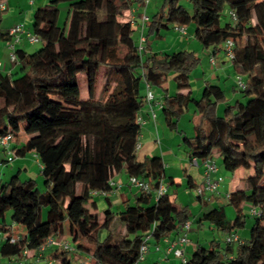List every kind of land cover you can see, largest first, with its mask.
Listing matches in <instances>:
<instances>
[{"label":"trees","instance_id":"obj_1","mask_svg":"<svg viewBox=\"0 0 264 264\" xmlns=\"http://www.w3.org/2000/svg\"><path fill=\"white\" fill-rule=\"evenodd\" d=\"M189 1L192 11L180 0H165L162 9L149 16L143 49L134 40L138 20L132 25L125 14L135 3L145 7V0H51L34 9L32 33L42 47L35 53L15 49L16 60L22 64L19 74L0 69V136L10 135V147H3L14 154L12 159L31 152L38 156L45 190L38 192L37 181H22L18 172L0 187V233L6 235L0 242L2 257L9 260L24 250L36 251L63 233L68 223L71 243L76 252L90 255L88 264H144L146 257L139 261L144 237L160 240L179 232L188 221L193 224L188 206L176 205L168 192L163 158H137L142 134L138 117L148 105L141 90L146 87L147 92L149 85L153 92L163 91L165 121L171 130H178V121L191 103L201 115L194 136L184 139L192 166L194 158L202 164L217 153L227 171H254L226 195L237 212L234 223L227 220L223 206L204 212L197 220L209 221L230 235L244 224L243 205L250 204L257 211V221L248 242L227 243L225 248L219 241L199 245L182 264H264V0ZM62 4L67 7L63 24ZM225 8L232 22L222 24ZM6 10L0 9L1 36ZM191 24L194 38L215 55L222 52L227 58L225 44L233 42V58L227 59L244 85L237 83L235 88L243 96L234 104L221 86L209 81L200 99L192 96L191 71L201 62L194 51L163 57L152 52L150 39L162 40L172 28ZM102 67L118 78L112 88V77H107L105 101L95 96ZM170 74L177 89L187 91L182 99L165 89ZM82 81L88 86L87 98L82 97ZM220 104L226 106L221 116ZM9 154L5 162L10 161ZM121 171L128 178L148 182L150 189H138L135 202L118 213L126 228L123 235H117L111 232L117 214L107 207L101 219L91 208L96 196L113 190L112 179ZM160 184L167 191L156 196ZM199 199L210 202L213 198ZM9 210L13 223L25 228L24 235H15L6 225ZM101 229L109 232L104 240L99 237ZM67 259L63 258L64 264Z\"/></svg>","mask_w":264,"mask_h":264},{"label":"crops","instance_id":"obj_2","mask_svg":"<svg viewBox=\"0 0 264 264\" xmlns=\"http://www.w3.org/2000/svg\"><path fill=\"white\" fill-rule=\"evenodd\" d=\"M47 1H51V0H16V1H14V0H0V3H4L6 5V7L8 5L9 11H12V14L9 15L7 20L4 21L5 16H3L2 23H1V31H2L4 36L0 35V69L3 72L8 73V74H16V73H19L21 71V68H22V64L18 60L12 61L10 58V51H11L10 44L13 43V40H14L9 34L10 30L14 26L21 24V25H23L25 32L32 33L33 29L28 27V23L30 25V22H28L29 21L28 20V14H30V11L33 12L34 9H36L37 7H41L39 5H42V4L46 3ZM21 9L23 10V12L24 11L26 12V10L29 11V13H27V16H26V13H24V15L22 14V16H21V14H20V12L22 11ZM128 12H132L136 16L137 20H138L140 14L142 13L140 11V9L138 10V8L135 6L133 8H131V10ZM139 12H141V13L139 14ZM3 22H4V24H3ZM138 23H139V20H138ZM191 25H193V24H191ZM189 28H190V25L186 26V32H187L186 36H189V39H184L181 42L179 40H177V41H175V44H176L175 46L178 45L180 47H187L190 44V45H194V47H195L194 49H198V45H196V43H194V41L192 42V40H191V38L195 39L194 38L195 28L192 31V34L191 33L189 34ZM168 34H169V32L166 33V35L163 39H166V36H168ZM178 34H179V32H178ZM20 37H21L20 40L15 44V49H17V50L23 49V50L30 53L31 47H33V45L36 43H34V44L30 43L25 34H22ZM152 47H153V44H152ZM165 49H168V48H165ZM207 50H210L211 58H212V56L215 55L213 50L212 49H207ZM192 51H194V50H192ZM152 52L155 55H157L158 57H163L164 50H161L158 52L154 48H152ZM219 54L220 55L222 54V56H223L222 58H225L224 53L218 52L215 55L216 59H217ZM211 58H210V62H211ZM215 65L218 66L219 64H217V62H216ZM211 66H212V63H211ZM223 70H224V66L219 65L214 72L216 74H214V73L212 75H210L208 73L204 74V76L206 78L205 83L207 81L213 83V80H217L214 83L220 81L222 78L221 72ZM170 81H173L174 84L171 85V83L169 82V78H168L167 83L165 84V89L167 90V93L169 95H178L179 98L182 99L183 96L186 95L187 91L177 89V86L174 82V74L171 76ZM204 86H205V84H204ZM162 92L163 91H161L160 89H158L154 92L156 102L153 103L152 108H153L154 113L156 114L155 118H153V116H152V111H151L150 105H145V107L140 112L139 117H141V119L143 120V124H142V134H141V138H140L141 147L137 153V158L139 161H144L147 157H151L153 155L161 156L163 158L165 166L167 167L164 171V182H165V184L167 186L174 185L175 187H182L188 191L189 190L192 191L194 189L196 192V188L198 186L202 185L204 182L203 166L201 164H200V166H192L190 164V158L188 157L187 152H181V153L177 152L174 149V145L167 144L166 141L164 143L162 142V139L164 140L165 137L166 138L169 137L167 135V127H166V121H165L166 114H165L164 106H163L164 96H163ZM141 93L145 96L146 87L142 88ZM192 94H193V91H192ZM218 108H219V106H218ZM217 112H218V109H217ZM195 121H196L195 124L198 125L201 120L197 119ZM186 137H192V136H188V134H187ZM173 138H171V140ZM176 140L178 141V138ZM179 145H177V147ZM178 149H180V148H178ZM21 158L22 159L20 161L22 163H24L25 156L21 157ZM215 164H216L217 170L211 174V177L213 180L220 179V181H221V179L224 177V172L221 171V168L218 166L217 163H215ZM171 168H176L179 172H182V173L170 174L169 182H167V179H166V172L167 171L166 170H168V169L171 170ZM24 169L27 170V167H25ZM19 170L21 171L22 168H19ZM171 173H174V172H171ZM171 179H173V181H171ZM242 179L240 180V182H238V180H236V183L240 184ZM128 180H129V178L125 174L124 171H121L120 173L116 174L112 179V183L114 186L113 190L110 193H108V195L96 196L95 199L93 200V201H95L94 207H93V209L91 208L92 212L98 213L99 217L101 219H103V214L99 213V203L97 200H98V198H101V197H104L106 199V201L108 203V207L113 212L117 211V212H115L117 214V216H116L114 225L112 226V229H111V232H114L117 235H123L125 233V228H126L124 222L119 218L118 213L124 208V206L126 204H133L137 198V195H138V189L132 187L129 184ZM220 185H221V183L219 184L218 189L219 188L223 189V186H220ZM169 190L170 189H168V192H169ZM179 193H180V190L176 189L174 192V196L172 195L171 198L173 200L179 198L180 197ZM229 193L230 192H227V194H229ZM221 195L222 194H220V192H217L214 196L211 197L213 199H212V201H210V203H214V204L220 203L221 198H222ZM106 196H108L109 199L106 198ZM188 198H190V193H189ZM197 198L199 199V197H197ZM199 200L201 201L203 206H207V204H210V203H208L209 201L204 202V200H201V199H199ZM91 203L92 202H90L88 204V207H91V205H92ZM175 203H176V201H175ZM176 205H178V204H176ZM182 206H187V205H182ZM5 223H6V221H5ZM197 223H198V230H194L191 228L190 235L188 236L189 243L184 247L185 259H189L193 255V253L195 252V250L197 249V247L199 245H207V243H209V242H206L204 244V242H203L201 244V238L199 237V232H201L202 230H206V229L212 230V228L214 226L209 221H203V222H197ZM192 226H193V224H192ZM240 227H244V224L241 225ZM66 229H69V227L66 228L64 225L63 233L54 236V238H56L58 241H67L66 240ZM69 232H70V230H69ZM179 235H180V231L179 232H172L171 234H169L168 236H166L160 240L154 239V241L151 242L152 244L149 246V250H148V253L146 254V260H145L144 264H178L179 263L178 258L175 257L173 254L167 255L165 250L168 247L169 243L172 242L173 240H175ZM248 237H249L248 238V240H249L250 235ZM248 240H242V238H241L242 243H246V242H248ZM149 241H150V239H149ZM64 257L68 258L67 262H66L67 264H83L85 262L90 261V255H88L84 252L79 253L76 251L75 252L71 251L68 253V251H64L62 249V247H60L58 245H53L51 247H48L47 250L44 252V255L42 256V261L44 263H47V264H64V260H63ZM6 260H7L6 257H2L0 255V264L5 263ZM27 262H29V264H38L36 261V258L34 256L29 257L27 259ZM11 264H13V263H11Z\"/></svg>","mask_w":264,"mask_h":264},{"label":"rangeland","instance_id":"obj_3","mask_svg":"<svg viewBox=\"0 0 264 264\" xmlns=\"http://www.w3.org/2000/svg\"><path fill=\"white\" fill-rule=\"evenodd\" d=\"M16 1V0H14ZM50 1H47L46 3L39 5V6H43L47 3H49ZM165 3V0H150L148 5H147V14L149 16H152L153 14H156L157 12H159L163 5ZM180 3L189 11H192V3L189 0H180ZM65 4L61 5V24H63L65 22V17H66V11H67V7H65ZM135 7L138 8V10L140 9V11L143 13L144 12V6L140 7L138 6V3H135L134 5ZM6 10L3 14V16H5L4 21L8 19L9 15L12 14V11H9V6L7 5ZM22 10V9H21ZM140 12V13H141ZM228 9L225 8V10L223 11L222 15H221V23L225 24L227 22H232L231 18L229 17L228 14ZM24 13H29L28 10H26V12L23 10L20 12L21 16L22 14L24 15ZM33 12L30 11V14H28V22H30V25L28 23V27H30L31 29H33ZM126 14H125V18H126ZM4 24V22H3ZM138 27V23L136 25ZM136 28V27H135ZM176 29H173L169 31L168 36H166V39L163 40H151L150 39V43H153V48L156 51H161L164 50L163 56H165L166 54L169 53H173V52H178L180 50H194V52L200 57L201 62L199 65H197L192 71H191V90L193 91L192 96L196 99H200L203 91H204V84H205V76L204 74L208 73L210 75H212L216 68L219 65L224 66V70L221 72L222 73V78L220 81L214 83L217 80H213L214 84H219V86H221L223 88V90H225V94L229 99V102L231 104H234L236 102L237 99H240L243 94L238 90L237 87V77H238V73L235 71L234 66L232 64V62L230 60H228L227 58H222V54L218 55L216 62L217 64H219L218 66L215 64H212L211 66V62H210V58H211V52L210 50L204 49L202 47V45L196 41L195 39L191 38L192 42L194 41V43H196V45H198V49H194V45H188L187 47H180V46H175V41L179 40L180 42L183 41L184 39H189V36H182L180 33L178 34V31H175ZM194 30V26L190 25L189 28V34H192V31ZM140 37V30L136 31L134 33V40L136 42H138ZM29 41V40H28ZM152 41V42H151ZM245 39L242 40V42H244ZM191 42V43H192ZM42 47V43L38 42L36 44L33 45V47H31L30 49V53H35L37 52L40 48ZM200 47V48H199ZM168 48V49H165ZM225 57V56H224ZM223 60V61H222ZM224 62V63H223ZM215 69V70H214ZM19 74V73H18ZM216 74V73H214ZM173 74H170L169 76V82L171 83V85H173V81H170V78ZM209 75V76H210ZM112 77V88L115 87V85L118 82V78L111 74L108 71V69H106L105 67H102L99 73V79H98V84H97V91H96V99H100L102 101H105L108 96L109 93L106 92L104 90V86H105V82L107 80V77ZM208 76V75H207ZM242 78L244 81H246V76L244 74H241ZM80 79H83V76L80 75ZM82 85H83V90H82V97L83 98H87L88 97V86L86 84V82L84 83V81H82ZM111 88V90H112ZM235 88V89H234ZM160 93V92H159ZM226 108L225 105L220 104L219 108H218V115L221 116L224 112V109ZM201 120V115L199 113L196 112V108L195 105L193 103H191L189 105V109L187 110V112H185V114H183L180 118V120L178 121V130L174 129L171 130L167 125V135L170 137H165L164 140L162 139V142L164 143L165 141L167 142V144H171L174 145V149L177 152H187V150L189 149L187 143L184 141L185 137L187 136H194V127H195V120ZM190 134V135H189ZM174 137V138H173ZM23 138L26 139V136L23 135ZM171 138H173L171 140ZM178 138V141L176 140ZM180 144V145H179ZM177 145H179L177 147ZM180 148V149H178ZM9 153L8 150H4L3 146H0V187L5 183L8 182L14 173L19 174L20 179L22 181H26V180H30V179H34L36 180L38 183V192L42 193L45 190V179L44 177L40 174L41 172V164H40V160L38 158V156L34 153L31 152L29 153L27 156H25V160L24 163H22L20 160L22 159L21 157H15L12 161L9 162H5V160L7 159V154ZM213 161L214 163H217L218 166L221 168V171L224 172V177L221 179L220 186H223V189H218V192H220V194H222V198L220 203L214 204V203H210L207 204V206H203L201 201L197 198V194L195 192V190L193 189L191 190H185L182 187H175L174 185L172 186H168L169 190V194L174 196V192L176 189L180 190V197L175 199L176 204L178 205H187L189 212H190V217L193 220V226L192 229L194 230H198V223L197 220L198 218L201 216V214H203L206 211H209L213 208H215L216 206L220 207L223 206L224 207V211H225V215L228 221H230L231 223H234V221L237 218V212L235 210L234 207H232L231 205L228 204V199L226 197L227 192H233L235 190H237L239 188V184L236 183V180H238V182H240V180L242 178H246L248 176H251L254 174L253 169L250 170H246V169H239L235 172H230L227 171L224 166H223V160L221 157H219V155L217 153H215L214 157H213ZM25 167H27V170L24 169ZM19 168H22V170L20 171ZM167 167L165 166V169ZM166 179L167 182H169V176L170 174H175V173H182L179 172L176 168H171V170H166ZM174 172V173H171ZM190 193V198H188L189 193ZM98 203H99V213L103 214L104 210L108 207V203L106 201V199L104 197L98 198ZM117 212V211H115ZM47 217V209H44L43 211V221L46 220ZM3 219H0V221H2ZM5 221H6V225L11 226L13 232L15 233V235H24L26 230L22 225L19 224H14L12 221V211L9 210L6 212L5 214ZM242 221L244 223V227H238L237 229H235V233H237L242 240H248V236L251 233V230L254 226V224L257 221V216L255 214L252 213V207L250 204H244L243 205V210H242ZM65 227L68 228V223L65 224ZM108 230L107 229H101L99 232V237L101 240H104L107 235H108ZM190 235V233H189ZM227 236H229L226 232H224L223 230L217 228V227H213L212 230L210 229H206V230H202L201 232H199V237L201 238V244L204 242V244L206 242L207 245H209L211 242L213 241H219L221 243V247L225 248L227 246L226 243V238ZM66 240L67 242H72V236L70 235L69 229H66ZM154 239L150 238V241L148 242V245L150 246L153 242ZM72 244L73 249H75V246ZM237 244H234V246H236ZM167 250V248H166ZM165 250V251H166ZM168 255V254H167ZM165 256V255H164ZM179 263L178 264H182V260L181 258H178ZM5 262H8V260H6ZM159 262V261H158Z\"/></svg>","mask_w":264,"mask_h":264},{"label":"built area","instance_id":"obj_4","mask_svg":"<svg viewBox=\"0 0 264 264\" xmlns=\"http://www.w3.org/2000/svg\"><path fill=\"white\" fill-rule=\"evenodd\" d=\"M149 1L150 0H145L146 6L144 7V12L138 18L139 23H138L137 28L140 30V37H139L140 49H143L145 45V41H146V23L149 19V15L147 14L146 7ZM0 9L1 10L6 9V5L4 3H0ZM126 16L127 17L125 19L127 21H130L132 25L136 24L137 19H136V16L132 12L126 13ZM232 16L234 17L233 13H232ZM176 30L179 31V33H181L182 35L187 34L186 27L184 26L177 27ZM9 34L14 39L13 43L10 44V48H11L10 58L12 61H16L15 44L20 40L21 38L20 36L22 34H25L29 42L32 44L39 42V37L33 33L25 32L23 25L21 24L14 26L10 30ZM232 49H233V42L231 40H228L225 44V53L228 59L233 58ZM237 80H238L239 86L243 87L244 85L242 83V79L240 76L237 77ZM146 102L148 103V105H150L152 116L153 118H155L156 114L153 111L152 103L156 102V98H155L154 92L150 89L149 85H147ZM138 122L143 124V120L141 119V117H138ZM10 143H11L10 135L0 136V146L9 148ZM9 153L10 154L8 156V159L11 161L13 160L12 157H14V154H12V152L10 151ZM192 164L195 166H199L201 163L198 162L197 159L194 158L192 160ZM201 165L203 166V169H204V182L202 185L196 188V194L197 196L205 200H209L212 195L218 192V186L220 184V179L213 180L211 177V174L217 170L216 164L214 163L213 159H207ZM129 184L136 189H143L145 191H148L150 189V185L148 182L142 181L140 178L135 177V176H132L129 178ZM166 191H167L166 186H164L163 184H160V186L158 187L156 191V196H161L164 193H166ZM252 213L256 215L257 211L255 209H252ZM191 228H192V225H191V222L189 221L182 225V227L180 228V235L175 240L170 242L167 247L166 253L168 255L173 254L177 258H181L182 262H185L184 247L189 243L188 236L191 231ZM3 238H6V235H3L0 233V242L3 240ZM19 238H20L19 236L13 237L12 242H14L15 240H18ZM150 238H151L150 235H147L146 237H144L143 244L141 245V248H140L139 261H143L146 257V254L148 253V250H149L148 242ZM226 243L242 244V241L237 233H232L229 236H227ZM53 245H58L62 247L64 251H69V252L75 251V249H73L72 244L70 242L58 241L56 238L52 237V238H49L47 242L44 245H42L39 249H37L36 251L24 250L21 255L12 256L9 258L8 261L10 264L11 263L24 264L29 257L34 256L36 258L37 263L47 264L42 261V256L44 255V252L47 250V248ZM3 264H8V262H5ZM83 264H88V262H85Z\"/></svg>","mask_w":264,"mask_h":264}]
</instances>
